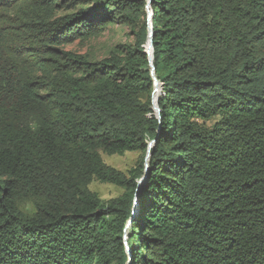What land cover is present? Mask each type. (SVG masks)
I'll return each mask as SVG.
<instances>
[{"label": "trees", "instance_id": "trees-1", "mask_svg": "<svg viewBox=\"0 0 264 264\" xmlns=\"http://www.w3.org/2000/svg\"><path fill=\"white\" fill-rule=\"evenodd\" d=\"M147 3L0 0V264H264V0L152 1L160 119ZM116 23L134 46L60 49Z\"/></svg>", "mask_w": 264, "mask_h": 264}, {"label": "rangeland", "instance_id": "rangeland-1", "mask_svg": "<svg viewBox=\"0 0 264 264\" xmlns=\"http://www.w3.org/2000/svg\"><path fill=\"white\" fill-rule=\"evenodd\" d=\"M134 45L135 36L130 26L116 23L106 26L97 37L77 40L60 47V49L76 55L85 56L91 60L100 61L107 58L114 50L122 51L124 48ZM142 158L143 154L141 152L126 153L124 155H106L102 153V159L107 166L124 174H128L131 169L137 168ZM89 188L97 193L104 202L118 198L124 192L122 188L99 181H93ZM141 195L142 190L139 192L138 196L141 197ZM23 210L29 214L33 213L31 204L24 206Z\"/></svg>", "mask_w": 264, "mask_h": 264}, {"label": "water", "instance_id": "water-1", "mask_svg": "<svg viewBox=\"0 0 264 264\" xmlns=\"http://www.w3.org/2000/svg\"><path fill=\"white\" fill-rule=\"evenodd\" d=\"M152 1L153 0H148V3H147V6H146V11H147V14H148V30H149V41H150V48H151V54L147 51H145V53L148 55V61H149V67H150V74H151V77L154 81V90L155 88H159L160 87V90H161V95H162V85L160 84V82L157 80L156 76H155V66H154V58H153V27H152V19H153V10L151 8V5H152ZM153 95H154V92H153ZM160 97V96H159ZM159 97H157L156 99H152V109L156 115V117L158 119H160V108L158 106V100H159ZM156 143V140H153L149 143V146H148V150H147V155H146V159H145V171H144V175L141 177V179L138 180L137 182V189H136V193H135V197H134V204H133V209H132V219L137 215V211H138V205H139V200H140V197L138 196L139 192L142 190L144 184L146 183V180L148 178V167H149V159H150V156H151V151H152V148L154 147ZM132 219L129 221V224L128 226L131 225V222H132ZM125 240H127V236H125L124 238ZM126 247H127V252L129 253V248L127 246V243H126Z\"/></svg>", "mask_w": 264, "mask_h": 264}, {"label": "bare ground", "instance_id": "bare-ground-1", "mask_svg": "<svg viewBox=\"0 0 264 264\" xmlns=\"http://www.w3.org/2000/svg\"><path fill=\"white\" fill-rule=\"evenodd\" d=\"M146 51L149 52L151 54V48H150V41H149V38H148V42H147V45H146ZM161 96V90H160V87L158 88H155L154 90V95H153V98L156 99L157 97Z\"/></svg>", "mask_w": 264, "mask_h": 264}]
</instances>
